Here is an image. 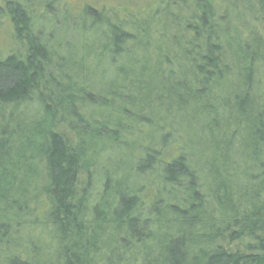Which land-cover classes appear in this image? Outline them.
<instances>
[{
  "label": "trees",
  "instance_id": "16d2710c",
  "mask_svg": "<svg viewBox=\"0 0 264 264\" xmlns=\"http://www.w3.org/2000/svg\"><path fill=\"white\" fill-rule=\"evenodd\" d=\"M62 2L64 65L24 2L0 6V264H264V0ZM176 123L210 136L206 192ZM145 130L134 174L157 184L105 180L92 202L95 155ZM27 230L47 237L14 253Z\"/></svg>",
  "mask_w": 264,
  "mask_h": 264
},
{
  "label": "rangeland",
  "instance_id": "374dc122",
  "mask_svg": "<svg viewBox=\"0 0 264 264\" xmlns=\"http://www.w3.org/2000/svg\"><path fill=\"white\" fill-rule=\"evenodd\" d=\"M24 2L31 11V15L34 18V27L36 30L40 31L41 37L49 45L54 47V51H58L57 54L59 58H55L58 64H65L66 61L70 62V59L76 58L77 52L80 50L79 47V36L76 27L67 23L64 17V3L60 0L59 2L54 0H20ZM68 5L71 8L72 14H76L78 9L83 5V1L86 0H67ZM3 5V0H0V6ZM14 44L11 41L10 25L4 17H0V59L5 57L10 53L9 48H12ZM60 50V51H59ZM57 56V57H58ZM63 60V62H62ZM67 63V62H66ZM109 76V74H108ZM109 78V77H108ZM21 116L23 119H28L31 117L30 110L20 109ZM196 123H184L175 124V134L173 138H176V142L169 147L179 150L185 153L186 157L189 159L192 167L197 170V174L200 179L202 178V183L204 182L203 191L208 189L207 175L209 171L207 169L208 165L206 162L210 160V142L207 131L197 134V129H199ZM148 135V130L140 136L138 134L130 137V141L127 145L123 143H114L109 145L105 150L99 152L95 155V163L91 168V183L89 184V192L92 196L91 201L94 202V198L98 197L101 192L102 184L105 180L108 182H113L118 179H129V182H137L143 191L147 192L150 185L157 184L155 175H151L139 178L134 174L132 156H134L138 150V147L134 146V142L139 141L140 143H145ZM127 135H124V137ZM180 146V147H179ZM106 147V146H105ZM169 148L163 151L165 153ZM212 153V151H211ZM204 162L206 164L204 165ZM39 172L42 171L39 165ZM82 175V176H81ZM80 177H82L80 190L85 188V181H87V173L82 172ZM136 177V178H135ZM206 181V183H205ZM90 183V182H89ZM144 185V186H143ZM47 235L39 234L34 230H27L22 239L17 240V244H24L23 247L19 246L16 248V239L13 242L12 251L16 253L19 249L32 248V244L41 246ZM16 238V236H15ZM227 239L225 240V242ZM248 239L242 238L233 243H230V247L233 249H240L244 251L247 246ZM228 245V244H226Z\"/></svg>",
  "mask_w": 264,
  "mask_h": 264
}]
</instances>
